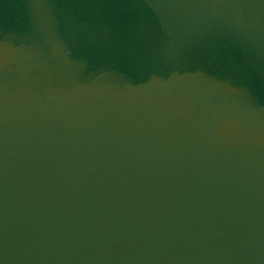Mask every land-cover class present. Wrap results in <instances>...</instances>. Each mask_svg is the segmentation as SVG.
Returning <instances> with one entry per match:
<instances>
[{
    "label": "water",
    "instance_id": "95a60500",
    "mask_svg": "<svg viewBox=\"0 0 264 264\" xmlns=\"http://www.w3.org/2000/svg\"><path fill=\"white\" fill-rule=\"evenodd\" d=\"M0 264H264V0H0Z\"/></svg>",
    "mask_w": 264,
    "mask_h": 264
}]
</instances>
